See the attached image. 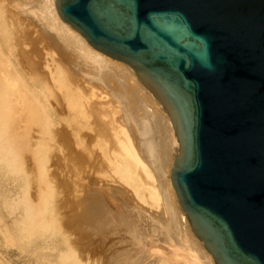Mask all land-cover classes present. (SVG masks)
<instances>
[{"label":"rangeland","instance_id":"1","mask_svg":"<svg viewBox=\"0 0 264 264\" xmlns=\"http://www.w3.org/2000/svg\"><path fill=\"white\" fill-rule=\"evenodd\" d=\"M53 6V0H0V151H8L0 155V264H176L174 255L165 257L171 243L184 241L181 233L194 236L168 186L177 140L171 136L164 153L157 146L158 160L168 158L158 172L148 143L164 138L159 120L150 138L137 122L148 119L143 106L132 107L126 92L132 82L118 83L65 48L66 34L51 26L59 17ZM107 106L116 110L123 141L100 114ZM27 210L40 213L41 229L27 228Z\"/></svg>","mask_w":264,"mask_h":264},{"label":"water","instance_id":"2","mask_svg":"<svg viewBox=\"0 0 264 264\" xmlns=\"http://www.w3.org/2000/svg\"><path fill=\"white\" fill-rule=\"evenodd\" d=\"M53 2L164 105L171 183L215 263L264 264V0Z\"/></svg>","mask_w":264,"mask_h":264},{"label":"bare ground","instance_id":"3","mask_svg":"<svg viewBox=\"0 0 264 264\" xmlns=\"http://www.w3.org/2000/svg\"><path fill=\"white\" fill-rule=\"evenodd\" d=\"M2 8V7H1ZM55 8H54V6H53V14H56V11L54 10ZM4 13V12H3ZM45 14H47L46 12H45ZM54 17H55V19L56 20H54L53 21V24L51 25V26H53L54 28H56V29H54L55 31L58 29V31H60L62 34H66V36L67 37H65V39H64V43H63V45H64V47L65 46H67V47H69V48H73L74 50H76L77 52H78V54L80 55V57L81 58H87L88 60H90L92 63H93V65L95 66H101V67H103V68H105V69H103V70H107V72H110L111 74H113V76L115 75L116 77H118V83H120L121 82V84H126V79H128L129 80V82H132L131 83V85H132V87H131V91H129V89L126 91L127 93H129L128 95H130V96H128V97H131L130 99H131V104L132 103H134L133 105H132V107L134 106V107H136V106H138V108L140 109V107L142 108V106H143V111L146 113L145 114V116L146 117H148V119H147V121L146 122H144V120H141V121H138L139 119L138 118H136V119H138L137 120V122L138 123H140V122H142L145 126V128H143L144 130V132H146V131H148L147 133H148V136L150 137V138H153L154 136H155V130H157V129H155V127L156 126H158V124H156V126L154 125V122H156V121H158L159 120V124H160V128H161V130H162V132H163V135H162V133H161V131H159V133H161V135H162V137L164 136V138H159V139H161V140H154V141H151V142H149L148 143V151H149V153L151 154V155H154V157H156L157 156V149L159 150V149H161V148H158L159 146H162V150H163V147L165 148V143H166V145H168L169 146V144H170V139H171V136H175V134H174V129H173V126H172V123H171V121H170V117H169V115H168V113H167V111H166V109H165V107H164V105L163 104H161L160 103V101L158 100H155L153 97H152V95L150 94V93H148L138 82H137V80H136V78H135V75H134V73L132 72L133 70L131 69H129L128 67H126V66H124V65H122V64H120V63H117V62H115V61H111L110 59H112V58H110V57H108L107 55H104V54H102L101 52H99V51H97V50H95L94 48H92L88 43H87V41L85 40V38H83L77 31H75V32H77V34H78V36L77 35H74L72 32H74V31H70V28H72L71 26H69L65 21H63L61 18H59V17H57L56 18V16L54 15ZM48 19V18H47ZM2 21V20H1ZM16 24V23H15ZM13 27V26H12ZM52 27V28H53ZM6 28H7V26H6ZM73 29V28H72ZM71 33L73 34V36L71 35ZM16 34V33H15ZM76 34V33H75ZM75 38V39H74ZM84 40V41H83ZM86 41V42H85ZM66 48V47H65ZM73 50V51H74ZM80 52V53H79ZM102 54V55H101ZM113 60H116V59H113ZM116 61H118V60H116ZM2 62V61H1ZM118 62H121V61H118ZM18 63V62H17ZM87 63H88V61H87ZM122 63V62H121ZM124 64V63H123ZM99 67H98V69H99ZM97 68V67H96ZM95 68V69H96ZM81 74V73H80ZM100 76V75H99ZM120 84V85H121ZM128 85V84H127ZM130 85V84H129ZM123 87V86H122ZM121 90V89H120ZM125 90L126 89H124V92H125ZM117 91V90H116ZM121 92V91H120ZM115 93V92H114ZM117 93V92H116ZM119 93V92H118ZM117 93V94H118ZM131 93H133V95L131 94ZM137 93H139V95L137 94ZM116 94V95H117ZM124 94V93H123ZM122 94V95H123ZM31 95V94H30ZM119 95H121V93L119 94ZM118 95V96H119ZM124 96V95H123ZM34 97V96H33ZM120 97V96H119ZM122 97V96H121ZM134 98V100H133V102H132V99ZM127 97L125 96V101L127 102L128 100L130 101V99L128 98V100L126 99ZM30 99V98H29ZM123 99V101H124V97L122 98ZM119 100H121V99H119ZM116 101V100H115ZM124 101V102H125ZM121 102H122V100H121ZM125 102V103H126ZM128 103V102H127ZM126 103V104H127ZM129 104V103H128ZM127 104V105H128ZM161 104V105H160ZM110 105V104H109ZM146 105H147V109H145L146 108ZM124 106V105H123ZM130 106V105H129ZM126 107V106H125ZM99 108V107H98ZM112 107L111 106H107L106 108H99L100 109V114L102 115V117L104 116V118H106V117H108V119H107V121L109 120V124H111V126H112V129H115V126H117L116 128L117 129H115L116 130V132H115V130H113L112 132L114 133H116L117 134V137L119 138V140H120V137H121V140L122 139H124L125 137L123 136V138H122V135L124 134V132H123V128L122 127H120L119 126V124L117 123V125H116V123L115 122H117V120L115 121V109H111ZM130 108V107H129ZM128 108V109H129ZM118 109V108H117ZM132 109V108H131ZM134 109V108H133ZM141 109V110H142ZM115 110V111H114ZM126 110H127V108H126ZM145 110H147V112L145 111ZM134 111H136V110H134ZM97 112H98V109H97ZM128 112V111H127ZM133 112V111H132ZM165 114H164V113ZM138 113V112H137ZM99 114V115H100ZM8 115V114H7ZM152 116V118H151V116ZM167 115V117H165ZM133 116H134V113H133ZM101 117V116H100ZM101 117V118H102ZM125 117V116H124ZM129 117V116H128ZM149 117L151 118V119H149ZM106 120V119H105ZM130 122V121H129ZM113 123V124H112ZM158 123V122H157ZM108 124V125H109ZM113 125H115V126H113ZM118 126H119V128H118ZM155 126V127H154ZM159 127V126H158ZM158 127H156V128H158ZM121 128H122V130H121ZM119 129V132L117 131ZM140 129V128H139ZM170 129V130H169ZM121 130V131H120ZM160 130V129H159ZM158 131V130H157ZM171 131V132H170ZM119 133H121V136H120V134ZM147 133H144V134H147ZM116 134H114L115 136H116ZM119 134V135H118ZM125 135V134H124ZM156 135H158L159 136V134L157 133ZM3 136V135H2ZM114 136V138H116ZM142 137V136H141ZM147 137V136H146ZM2 138V137H1ZM118 138H117V141H119L118 140ZM175 138H176V136H175ZM3 139V138H2ZM155 139H156V137H155ZM125 140V139H124ZM177 140V139H176ZM123 141V140H122ZM148 141H149V139H148ZM121 142V141H120ZM116 143H118V142H116ZM2 144V143H1ZM3 144H4V142H3ZM119 144V143H118ZM2 146V145H1ZM7 145L5 144V147H6ZM158 146V147H157ZM3 149H4V147H2ZM8 148V147H7ZM22 148V147H21ZM157 148V149H156ZM10 149V148H9ZM6 149H4V151H5ZM154 150H156V152H154L153 153V151ZM161 150V151H162ZM165 150H166V148L163 150V152L162 153H164L165 152ZM4 151H0V155H1V157H3V155L6 153V152H8L7 150H6V152L4 153ZM161 151H159L160 153H161ZM4 153V154H1V153ZM158 152V154L160 155V153ZM38 154V153H37ZM36 154V155H37ZM8 155V154H7ZM9 155H11V154H9ZM147 155V154H146ZM164 154H162V156H163ZM166 155V154H165ZM150 156V155H149ZM5 157V156H4ZM153 157V158H154ZM159 157V156H158ZM160 157H161V155H160ZM159 157V158H160ZM16 158V157H15ZM163 159H168L167 158V156H166V158L164 157ZM163 159L161 158V160H158V158L156 157L155 158V160H156V164H155V168H157V169H159L158 170V172L159 171H163V169H164V165L163 164H161V163H163ZM4 162V161H3ZM167 162H168V160H167ZM170 166L172 167V164H171V159H170ZM168 162V163H169ZM174 162V161H173ZM172 162V163H173ZM14 163V162H13ZM9 166V165H8ZM143 167V166H142ZM169 167V166H168ZM171 167H169L170 168V171H168L169 173H168V182H166V183H168V186H170L171 187V193L173 194V197H174V199H175V197H176V199H177V202H178V204H179V206H180V203H179V201H178V197H177V195H176V193H175V191H174V189H173V186H172V183H171V177H170V172H171ZM151 168V167H150ZM8 169V168H7ZM168 169V168H167ZM152 172V171H151ZM158 172L157 173H154V174H157V175H161V173L160 174H158ZM151 174V173H150ZM149 174V175H150ZM164 174V173H163ZM163 174H162V176H163ZM158 177H160V176H158ZM163 178H164V176H163ZM165 179V178H164ZM155 180V179H154ZM160 181L162 180V177L159 179ZM156 181V180H155ZM157 181H158V179H157ZM157 181H156V183H157ZM161 182H163V181H161ZM166 183H164V184H166ZM161 184V183H160ZM162 185V184H161ZM166 187V186H165ZM160 188H162V187H160ZM164 189V191L162 192V191H160L161 193L159 194V195H161V197H162V200L165 202V207L167 206L168 208H170L169 209V211L171 210V206H169V204H168V190H166L165 191V188H163ZM165 192V193H164ZM167 193V194H166ZM166 196V197H165ZM160 197V196H159ZM172 197V198H173ZM175 201V200H174ZM25 202V201H24ZM176 203V202H175ZM177 204V203H176ZM174 206V205H173ZM178 206V207H179ZM166 207V208H167ZM176 209H177V207H175ZM180 208H181V206H180ZM182 209V208H181ZM179 210V209H178ZM177 211V210H176ZM183 211V210H182ZM26 213H25V215L24 216H26V218H24L25 220H26V226H27V228L28 229H32V231L33 230H36V229H38V228H40L42 225H41V218H40V213H38V214H35V213H32L31 211H29V210H27V211H25ZM166 212H167V210H166ZM179 212H181L180 210L178 211V213ZM169 213H171V212H169ZM184 213V212H183ZM172 214H174V213H172ZM185 214V213H184ZM31 215V216H30ZM169 215V214H168ZM39 216V217H38ZM171 217H173L172 215H171ZM37 218V219H36ZM40 218V219H39ZM176 219V218H175ZM189 223V222H188ZM46 226V225H45ZM181 226V225H180ZM182 228H184L185 229V227L183 226ZM41 229V228H40ZM183 229V230H184ZM190 229H191V226H190ZM185 231H186V229H185ZM181 232H183L182 231V229H181ZM190 232H192V234L195 236V238H194V236H193V240L191 239V240H187V236H186V232H185V234H183L182 235V233H181V237L179 236V238H183L184 239V241H182L181 239V241L183 242V243H181V245H179L180 244V242L178 241L177 243L175 242V244H178V246L177 245H175L173 242L171 243V244H173V245H170V246H173V252H171V251H169V252H171V253H165V257L166 258H168V256H171V255H174V257H175V260L177 261V262H175L176 264H212V262H214V264H216L215 263V260H214V258L211 256V254L205 249V247L203 246V244H202V242L196 237V235L193 233V231L191 230ZM172 235V234H171ZM27 236V235H26ZM25 236V237H26ZM171 238V237H170ZM174 239L176 238V237H173ZM173 238H171V239H168V241H172L173 240ZM178 239V238H177ZM197 240V241H196ZM177 241V240H176ZM197 242H199L203 247L202 248H204L203 249V252H205L206 254L205 255H207V256H205L204 254H202V252H200L199 251V249L198 248H196L195 247V244H198ZM170 244V243H169ZM200 244H199V247H200ZM172 249V248H171ZM159 253V252H158ZM208 253H209V255H208ZM169 260V259H168ZM170 261H171V259H170ZM159 264V263H158ZM161 264H164V263H161Z\"/></svg>","mask_w":264,"mask_h":264}]
</instances>
